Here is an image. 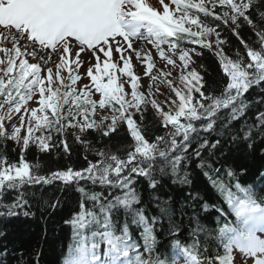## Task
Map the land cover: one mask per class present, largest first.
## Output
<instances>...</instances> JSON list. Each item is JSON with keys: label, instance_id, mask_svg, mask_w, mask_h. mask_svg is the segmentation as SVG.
<instances>
[{"label": "snow or ice", "instance_id": "snow-or-ice-1", "mask_svg": "<svg viewBox=\"0 0 264 264\" xmlns=\"http://www.w3.org/2000/svg\"><path fill=\"white\" fill-rule=\"evenodd\" d=\"M49 220L55 264H264V0H0V264Z\"/></svg>", "mask_w": 264, "mask_h": 264}, {"label": "trees", "instance_id": "trees-1", "mask_svg": "<svg viewBox=\"0 0 264 264\" xmlns=\"http://www.w3.org/2000/svg\"><path fill=\"white\" fill-rule=\"evenodd\" d=\"M209 67L213 68L212 61H208ZM209 83L212 82V77H208ZM159 100L164 99V95H157ZM119 137H114V146L118 144ZM33 159L32 154H29V160ZM47 159V158H43ZM62 163V161H61ZM51 166V165H50ZM43 223L40 218V213L37 211L35 220H14L9 225L10 240L18 243L22 248H29L35 241L39 240L43 230ZM48 237L44 244V260L46 264H55L62 243L65 241L66 232L62 231L59 223H54L49 220L47 223Z\"/></svg>", "mask_w": 264, "mask_h": 264}, {"label": "rangeland", "instance_id": "rangeland-1", "mask_svg": "<svg viewBox=\"0 0 264 264\" xmlns=\"http://www.w3.org/2000/svg\"><path fill=\"white\" fill-rule=\"evenodd\" d=\"M143 78V80L145 81V79L147 78V77H142ZM165 96V95H164Z\"/></svg>", "mask_w": 264, "mask_h": 264}]
</instances>
